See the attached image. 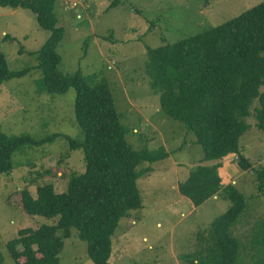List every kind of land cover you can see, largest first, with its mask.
Segmentation results:
<instances>
[{
    "label": "rangeland",
    "instance_id": "rangeland-1",
    "mask_svg": "<svg viewBox=\"0 0 264 264\" xmlns=\"http://www.w3.org/2000/svg\"><path fill=\"white\" fill-rule=\"evenodd\" d=\"M56 1L58 25L65 30L57 47L62 57L60 70L67 75L81 71L91 83L107 81L130 145L136 150L163 146L169 153L150 173L139 176L142 207L120 220L112 237L111 261L194 264L198 234L206 237L212 222L231 201L223 193L196 206L180 193V182L201 163L204 149L195 143L193 132L162 110L145 73L147 46L155 48L194 36L264 0H120L112 8V0H61L60 6ZM50 35L29 9L0 6V52L10 69L36 65V53ZM42 78V72L34 69L0 85L1 131L37 140L59 134L52 141L18 148L12 155L13 170L0 175V264H15L6 243L21 228L52 225L58 220L23 212L17 191L27 186L35 194L37 185L51 182L62 192L69 177L86 168L83 150L69 149V138L84 137L75 115L76 91L71 87L64 93H40ZM258 103L254 101L252 110ZM246 120L251 127L239 142L253 167L245 170L236 156L229 155L223 159L220 174L225 185L234 184L247 199L245 211L232 228L242 243L239 264H259L257 258H264V247L253 252L251 242L257 245L259 241L254 230L264 232V194L258 190L256 173L264 168V130L256 127L253 116ZM63 240L60 264H94L87 242L76 229Z\"/></svg>",
    "mask_w": 264,
    "mask_h": 264
},
{
    "label": "trees",
    "instance_id": "trees-1",
    "mask_svg": "<svg viewBox=\"0 0 264 264\" xmlns=\"http://www.w3.org/2000/svg\"><path fill=\"white\" fill-rule=\"evenodd\" d=\"M119 2L112 0L109 8ZM56 3L0 0L2 7L29 9L40 26L51 31L32 67L12 70L0 52V85L38 69L43 74L40 93H64L73 87L76 120L84 137L69 138V149L83 150L86 168L72 174L62 192L51 182L37 185L35 194L27 186L19 189L16 200L23 212L58 220L52 225L21 228L6 246L15 264H60L63 238L76 229L87 242V253L94 264H114L112 237L119 222L142 207L137 180L169 153L163 146L136 150L130 145L107 81L91 83L81 71L67 75L60 70L62 57L57 47L65 30L58 25ZM147 55L145 73L150 87L159 95L162 110L193 132L195 143L204 149L201 163L180 182V193L196 206L224 194L231 201L230 207L212 222L208 235L198 234L193 263L239 264L242 243L232 228L245 211L247 199L234 184L225 185L220 168L222 160L233 154L243 169L252 168L239 142L251 127L246 119L253 116L256 127L264 130V1L194 36L155 48L147 46ZM255 100L259 103L252 110ZM58 135L37 140L30 135L11 137L0 130V175L13 170L12 155L18 148L43 144ZM256 173L258 190L264 194V168ZM60 177L66 175L61 173ZM253 232L259 241L257 245L251 242V250L257 252L264 247V232ZM257 260L264 264V258Z\"/></svg>",
    "mask_w": 264,
    "mask_h": 264
},
{
    "label": "crops",
    "instance_id": "crops-1",
    "mask_svg": "<svg viewBox=\"0 0 264 264\" xmlns=\"http://www.w3.org/2000/svg\"><path fill=\"white\" fill-rule=\"evenodd\" d=\"M58 3H59V6H60L61 0H58ZM233 155H234V154H233ZM222 162H223V160H222Z\"/></svg>",
    "mask_w": 264,
    "mask_h": 264
}]
</instances>
